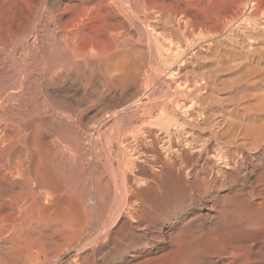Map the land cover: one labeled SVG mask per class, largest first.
I'll list each match as a JSON object with an SVG mask.
<instances>
[{"label": "rangeland", "instance_id": "374dc122", "mask_svg": "<svg viewBox=\"0 0 264 264\" xmlns=\"http://www.w3.org/2000/svg\"><path fill=\"white\" fill-rule=\"evenodd\" d=\"M131 1L0 0V264H264L263 217L226 232L236 208L264 204V0ZM117 51L129 60L111 77ZM140 56L157 60L139 87ZM170 74L181 89L209 81L199 122H188L191 98L176 110ZM177 124L175 165L162 138L155 165L135 162L139 127L156 136ZM235 231L237 253L215 244Z\"/></svg>", "mask_w": 264, "mask_h": 264}, {"label": "bare ground", "instance_id": "6f19581e", "mask_svg": "<svg viewBox=\"0 0 264 264\" xmlns=\"http://www.w3.org/2000/svg\"><path fill=\"white\" fill-rule=\"evenodd\" d=\"M116 1V0H115ZM122 1H124L125 2V0H122ZM128 1V0H127ZM112 2V1H111ZM132 2H134V0H132L131 1V3ZM125 3H127V2H125ZM140 3V2H139ZM139 3L138 2H136V3H134V5L137 7V9L139 8V9H141V4L139 5ZM137 4V5H136ZM112 5H113V3H112ZM129 5V4H128ZM132 5H133V3H132ZM143 5H145L144 3H143ZM124 6H125V4H124ZM147 6V5H146ZM144 7V6H143ZM143 7H142V9H143ZM124 8V7H123ZM128 8V7H127ZM133 8H135L134 6H133ZM132 8V9H133ZM146 8V7H145ZM136 9V8H135ZM136 9V10H137ZM147 9V8H146ZM148 10V9H147ZM128 11H131L130 9L128 10ZM134 11V10H133ZM140 11V10H139ZM138 11V12H139ZM132 12V11H131ZM130 12V13H131ZM137 11H136V15L138 16V14L140 13H138ZM133 14V13H132ZM134 14H135V11H134ZM133 14V15H134ZM152 14V13H151ZM150 15V14H149ZM139 16H140V14H139ZM151 16V15H150ZM141 17V16H140ZM146 17V16H145ZM149 18V17H148ZM173 18V17H172ZM136 19V18H135ZM149 20V19H148ZM156 21V20H155ZM138 22H140V18H139V20H138ZM137 22V23H138ZM143 21H141L140 22V24H141V26L143 25V23H142ZM149 22H150V20H149ZM157 22V21H156ZM155 22V23H156ZM202 22V21H201ZM59 23V22H58ZM145 23H146V20H145ZM149 24V23H148ZM147 24V25H148ZM145 25V28L146 27H150V26H146V24H144ZM143 25V26H144ZM152 25V24H151ZM141 26H139V27H141ZM142 26V28H144ZM153 26V25H152ZM156 27V26H155ZM155 27H154V29H155ZM142 28H140V29H142ZM148 29H150V28H148ZM157 29V28H156ZM144 30V29H143ZM147 30V29H146ZM176 30V29H175ZM142 31V30H141ZM153 31H155V30H153ZM181 31V30H180ZM146 32V31H145ZM148 33V32H147ZM154 33V32H153ZM157 33V32H156ZM159 33V32H158ZM149 35H151V32H150V34H148V36ZM156 35V34H155ZM154 35V36H155ZM152 36V35H151ZM159 36V35H158ZM161 36V35H160ZM146 38H147V36H145ZM157 37V36H156ZM156 37H154L155 39H156ZM154 38H152L153 40L152 41H154L155 39ZM160 38V37H159ZM147 39H149V41H151L150 40V38H147ZM167 40V39H166ZM128 41V40H127ZM152 41H151V43H152ZM126 42V41H125ZM124 42V43H125ZM156 42V41H155ZM129 43V42H128ZM150 42H149V44H151ZM158 43H160V41L158 42ZM130 44V43H129ZM148 44V45H149ZM156 44H157V42H156ZM162 44V43H161ZM165 44V43H164ZM181 45H183L182 43H180ZM128 45V44H127ZM155 44H153V46H154ZM174 45V44H173ZM173 45H171V47H173ZM176 45V44H175ZM174 45V46H175ZM179 45V44H178ZM90 47L92 46L93 47V45H89ZM89 46H88V48H89ZM129 46V45H128ZM131 46V45H130ZM152 46V47H153ZM157 46V45H156ZM155 46V47H156ZM158 46H161V45H158ZM167 46H169V44L167 45ZM180 46V45H179ZM119 47V46H118ZM122 47V46H121ZM125 47V46H124ZM132 47H133V45H132ZM151 47V46H150ZM151 47V48H152ZM154 47V48H155ZM163 47H165V46H163ZM163 47H161V48H163ZM169 48V49H167V51H165L164 49V51L166 52V57H170V55H172L171 53H173V50H172V48ZM62 48V47H61ZM87 48V49H88ZM93 48H95V46L93 47ZM93 48H91V50L89 51V57L93 60V61H96V60H98L99 59V56H98V52L96 53L94 50H93ZM123 48V47H122ZM131 48V47H130ZM129 48V49H130ZM159 48V47H158ZM158 48H156V49H158ZM168 48V47H167ZM175 48V47H174ZM176 48H178V47H176ZM183 48V47H182ZM181 48V49H182ZM119 49V48H118ZM128 49V50H129ZM132 49V48H131ZM148 49H149V47H148ZM181 49L180 50H178V51H180V52H182L181 51ZM191 49V48H190ZM97 50V49H96ZM127 50V49H126ZM125 50V53H127V51ZM137 50H139V49H136V51ZM144 50H146V49H144ZM150 50V49H149ZM148 50V51H149ZM163 50H160L159 49V51L160 52H162ZM185 50V49H184ZM88 51V50H87ZM123 51V50H122ZM121 51V52H122ZM130 51H132V50H130ZM136 51L134 50V52L136 53ZM142 51L143 50H141L140 51V53H141V55H143L144 54V52H143V54H142ZM147 50H146V52L145 53H147L148 52ZM164 51H163V53H164ZM119 51H117V52H115V53H113L112 55H114V54H116V57L117 56H119V57H113V56H111L112 57V59H107V61L104 59L103 61L105 62L106 61V63H105V69H104V71H105V73L108 75V76H111V77H113L112 75L114 74V73H116V71H119V69L122 67V64H124L126 61H125V59H126V57H127V59H128V56H129V53L128 54H123V52L121 53H118ZM133 52V51H132ZM131 52V53H132ZM155 52V51H154ZM176 52H177V50H176ZM179 52V53H180ZM183 52H185V51H183ZM198 52V51H197ZM197 52H194L196 55H198L197 54ZM100 53V52H99ZM118 53V54H117ZM134 53V56L136 55ZM139 53V52H138ZM140 53L139 54H137V55H140ZM152 53H153V51H152ZM157 53H158V55H157ZM178 52H177V54H179ZM111 54V53H110ZM150 54V53H149ZM154 54V53H153ZM176 54V55H177ZM184 54H186V53H184ZM183 54V55H184ZM100 55H103V54H100ZM107 55V54H106ZM106 55H104V57H106ZM109 55V54H108ZM133 55V54H132ZM145 55V54H144ZM147 55V54H146ZM174 55V54H173ZM175 55V56H176ZM183 55H182V57H183ZM195 55V56H196ZM115 56V55H114ZM131 56V55H130ZM151 56H154V55H152L151 54ZM162 55H161V53H159V52H157L156 51V57L158 58V60L159 59H161L162 57H161ZM86 57V56H85ZM103 57V56H102ZM111 57H109V58H111ZM137 58H139V56H136ZM141 57V56H140ZM143 57V56H142ZM142 57L140 58V60L139 61H141V64L139 63V62H137V64L139 63L140 64V67H139V65H138V68H137V64H136V68L138 69L137 71H136V74H134L132 77H133V81H134V84H136L137 86H139L140 87V84H141V82H143L142 81V79L143 78H145V76L147 77V73H148V71H149V69L148 68H155L156 66H154L156 63H154L156 60L155 59H153L154 57H151L153 60H154V62L152 61V60H150V61H148V63H147V60H149V58H147V60H146V58L145 57H143L144 59H142ZM165 57V56H164ZM179 57V56H178ZM177 57V59H179ZM64 58V57H63ZM107 58V57H106ZM113 58H116V59H114L113 60ZM132 58V56L130 57V59ZM181 58V57H180ZM185 57H183V59H184ZM88 59V58H87ZM164 59V58H163ZM167 59V58H166ZM170 59V58H169ZM169 59H167V60H169ZM101 60V59H100ZM129 60V59H128ZM146 62V63H144V61ZM173 60H174V58H173ZM172 60V61H173ZM176 60V59H175ZM186 60H188V59H186ZM185 60V61H186ZM55 61V60H54ZM64 61V60H63ZM177 61V60H176ZM175 61V62H176ZM181 61V60H180ZM183 61V60H182ZM182 61H181V64H183L182 63ZM190 61V60H189ZM56 62V61H55ZM128 62V61H127ZM126 62V63H127ZM153 62V63H152ZM167 62V61H166ZM171 62V61H170ZM169 61H168V64L170 63ZM184 62V61H183ZM191 62V61H190ZM189 62V63H190ZM154 64L153 66H149L150 64ZM159 63V62H158ZM157 63V65H159ZM165 63V62H164ZM179 63V60H178V62H177V64ZM55 64V63H54ZM57 64V63H56ZM151 64V65H152ZM185 64V63H184ZM183 64V65H184ZM191 65H192V63H190ZM160 65H161V63H160ZM170 66H171V64H169ZM174 65H176V64H174ZM186 65V64H185ZM184 65V66H185ZM125 66V65H124ZM123 66V67H124ZM165 66H166V64H165ZM178 66H180V65H178ZM101 67V66H100ZM188 67V66H187ZM157 68H159V67H157ZM170 67L168 66V68H167V71H168V69H169ZM177 69H178V67H176ZM180 68H181V66H180ZM179 68V69H180ZM103 69V68H102ZM170 69H172V67L170 68ZM170 69H169V71H170ZM194 69V68H193ZM192 69V70H193ZM58 70H60V69H58ZM156 70V69H155ZM158 70V72L156 71V74H158L159 73V70L160 69H157ZM183 70H184V67H183ZM168 71V72H169ZM177 71V70H176ZM181 71V70H180ZM194 71V70H193ZM193 71H191V73L193 72ZM171 72V71H170ZM174 72V71H173ZM184 72V71H183ZM179 73V72H178ZM177 73V74H178ZM187 73V72H186ZM185 73V74H186ZM188 73H190V72H188ZM194 73V72H193ZM210 73V72H209ZM208 73V74H209ZM155 74V73H154ZM176 74V75H177ZM182 75V73H179V75ZM195 74V73H194ZM211 74V73H210ZM209 74V75H210ZM171 75V82L168 84V88H169V90H172V92H173V96H174V98L175 99H177V100H175V101H177L176 102V105H175V103L173 104L174 106H175V108H176V110H180V109H184V111H185V108H186V104L188 103L189 104V102L187 101V103L185 104L184 103V99H187V98H191V108H189V109H192V110H190L188 113H189V115H188V122L190 121V122H193V123H196L197 121L199 122L200 120H201V118H202V116H201V118H200V116L198 115L199 113H200V111H199V113H198V107H197V105L199 104V103H202V102H199V101H202V100H200L201 98H205L206 96H207V94H206V96L205 97H201V96H203V95H200L201 93H199L201 90H202V85H203V83H205L206 82V84L208 85V82L207 81H204V82H201L202 83V85H199L198 84V82H196V83H194L192 80H194L192 77H191V75L192 74H190V77H191V81L193 82V83H190L189 84V86L186 88L185 87V84H184V87L186 88V89H181V88H179V87H177L178 86V84H177V81L179 80V77H178V80L177 81H175V80H172V74H170ZM196 75V74H195ZM212 75V74H211ZM210 75V76H211ZM168 77H169V74L167 75ZM193 76V75H192ZM143 77V78H142ZM186 77V76H185ZM201 77V76H200ZM187 79L186 80H188V76L186 77ZM195 78V77H194ZM198 78V77H197ZM216 78V77H215ZM174 79V78H173ZM176 79V78H175ZM246 79V78H245ZM195 80H196V78H195ZM198 80V79H197ZM200 81L202 80V78H200L199 79ZM210 80V79H209ZM162 81V80H161ZM210 82H213V80L212 81H210ZM164 83H166L165 81H164ZM184 83V82H183ZM214 83V82H213ZM215 83H216V80H215ZM222 83V82H221ZM225 83H227V82H225ZM232 83V82H231ZM231 83L229 84V85H231ZM180 84H182V82L180 83ZM206 84H205V86H206ZM212 84V83H211ZM165 85V84H164ZM186 85H188V84H186ZM142 86H143V84H142ZM142 86H141V90H143L142 89ZM216 86V85H215ZM214 86V87H215ZM211 87V86H210ZM213 87V86H212ZM217 87H218V85H217ZM220 87H222L221 85H220ZM145 88V87H144ZM167 88V89H168ZM228 88V87H227ZM140 89V88H139ZM217 89V88H216ZM225 89H226V84H225ZM139 91V92H142V91ZM218 90H219V88H218ZM166 91H168V90H166ZM165 91V92H166ZM204 91H205V89H204ZM211 91V90H210ZM163 92H164V90H163ZM163 92H161V93H163ZM208 92V91H207ZM207 92H205V93H207ZM213 92V91H212ZM211 92V93H212ZM217 92V91H216ZM221 92V91H220ZM219 92V93H220ZM160 93V94H161ZM199 93V94H198ZM172 94V93H171ZM203 94V93H202ZM215 94L216 93H214L213 92V94H211V95H214V97H215ZM164 95V94H163ZM205 95V94H204ZM208 95H209V93H208ZM217 95V94H216ZM160 96V98L162 97L161 95H159ZM141 97V96H140ZM170 95H169V93H166L165 95H164V97H163V99H170ZM210 97V96H209ZM213 97V96H212ZM211 97V98H212ZM214 97H213V99H214ZM158 98V97H157ZM211 98H210V100H211ZM218 98V97H217ZM156 99V98H155ZM162 99V100H163ZM171 99H172V97H171ZM206 99V98H205ZM209 98H207V100H208ZM212 99V100H213ZM140 100V99H139ZM165 100L163 101V102H165ZM207 100H206V102H207ZM215 100V99H214ZM217 100V99H216ZM155 101V100H154ZM204 101V100H203ZM205 102V103H206ZM208 102H210V101H208ZM156 103V102H155ZM169 103H171V102H169ZM204 103V102H203ZM202 103V104H203ZM212 103H213V101H212ZM172 104V103H171ZM207 105H209V103H206ZM201 105V104H200ZM200 105H198L199 107H200ZM207 105H205V106H207ZM211 105V107L213 106L212 104H210ZM263 105V104H262ZM132 106V105H131ZM168 106V105H167ZM166 106V107H167ZM173 106V107H174ZM187 106H189V105H187ZM204 106V107H205ZM202 107H203V105H202ZM203 107V108H204ZM123 109V108H122ZM154 110V109H153ZM174 110V109H173ZM200 110V109H199ZM204 109H202V111H203ZM206 110V109H205ZM175 111V110H174ZM182 111V110H181ZM184 111H182V114L184 113ZM202 111H201V113H202ZM177 112V111H176ZM175 112V113H176ZM179 112V111H178ZM204 112H206V111H204ZM115 113V112H114ZM180 113V112H179ZM187 113V112H186ZM185 114V113H184ZM184 114H183V117H184ZM175 115V114H174ZM185 115H187V114H185ZM187 117V116H186ZM181 119H183V118H181ZM210 119V118H209ZM205 123H208V122H205ZM204 123V124H205ZM210 124V123H209ZM232 124V123H231ZM240 124V123H239ZM244 124V123H243ZM249 124V123H248ZM248 124L246 123V124H244V125H247L246 127H248ZM178 125V124H177ZM181 125V124H180ZM226 125V124H225ZM225 125H224V127H225ZM227 125H229V124H227ZM233 125V124H232ZM237 125V124H236ZM235 125V126H236ZM241 125V124H240ZM244 125H243V127H244ZM252 125V124H251ZM146 126V125H145ZM149 126V127H148ZM179 126V125H178ZM183 126L184 125H181V126H179L178 128H176V129H174V131H172L170 128H166V131H162V133H164V135L160 132H158L160 135L158 136V133H157V135L155 136V135H153L152 134V131H153V129L151 128V126L150 125H147L146 127H144V125H143V127H139V134H138V137H136V140L135 139H133L134 141H135V144H134V147H132L131 148V156H135V158H136V160H135V162L136 163H141V161H149V160H147V158L149 159H153L152 160V162H153V164L155 165V162H157L158 161V159H159V155L157 154V152H158V150L156 149V148H154V147H156L157 146V144L155 145V138H158V139H160V138H162V148L161 149H164L165 150V153L164 154H166L165 155V159H163V160H166V162L168 163V164H172V165H175L176 164V160H175V158H174V156L179 160V155L180 156H182L179 152H180V146L181 145H183L182 144V139H181V136H183L184 134H186L185 132L186 131H184V129L185 128H183ZM191 126V125H190ZM195 126V125H194ZM223 126V125H222ZM234 126V125H233ZM239 126V125H238ZM237 126V127H238ZM185 127V126H184ZM227 127V126H226ZM225 127V128H226ZM240 127H242V125L240 126ZM239 127V128H240ZM242 127V128H243ZM252 127H254V125L252 126ZM200 128V127H199ZM218 128V127H217ZM219 128H220V126H219ZM218 128V129H219ZM232 128V126H230V129ZM233 128H235V127H233ZM251 127H250V124H249V129H250ZM173 129V128H172ZM260 129V128H259ZM258 129V131L259 132H261L260 130ZM138 130H137V133H138ZM220 130H222L221 128H220ZM224 130V129H223ZM227 129H225V131H226ZM238 130H240L241 132H239V134L240 133H242V130L241 129H238ZM245 130V129H244ZM257 130V129H256ZM255 130V131H256ZM236 131V130H235ZM254 131V132H255ZM218 132H220L219 130H218ZM222 132V131H221ZM229 132H231V130H228V132H226V134L227 133H229ZM216 133V132H215ZM232 133H233V131H232ZM235 133V132H234ZM238 133V132H237ZM247 133V132H246ZM188 134V133H187ZM236 134V133H235ZM161 135H163L164 137H160ZM189 135H190V133H189ZM249 135H250V133H249ZM194 136V135H193ZM222 136H226L225 135V133L223 132V134L221 133L220 135L218 134V136L216 137V139L218 140V142H219V140H221L220 138H222ZM240 136V135H239ZM242 136L244 137V134H242ZM242 136H240V137H242ZM185 137V140L187 141V139H186V137L187 136H184ZM214 137H215V134H214ZM227 137V136H226ZM225 137V139H226V141H227V139H228V141H229V138L231 137V136H229L228 135V138H226ZM232 137L233 138H235V136H234V134H232ZM236 137L237 138H239L238 136H237V134H236ZM248 137V136H247ZM126 138H127V136H126ZM183 138V137H182ZM190 138H192V137H190ZM233 138H231V139H233ZM237 138H235V139H237ZM224 139V140H225ZM157 140V139H156ZM175 140V143H173V141ZM223 140V139H222ZM243 140H244V138H243ZM126 141H129L128 139L126 140ZM130 141H132V138H131V140ZM129 141V142H130ZM161 141V140H160ZM231 141V140H230ZM234 141V140H233ZM133 142V141H132ZM158 142V141H157ZM224 142V141H223ZM122 143V142H121ZM188 143H190V141L188 142ZM221 143V142H220ZM229 143V142H228ZM123 144H126V142L125 143H123ZM128 144V143H127ZM132 144V145H133ZM193 144V143H192ZM219 144V143H218ZM225 144V143H224ZM131 145V146H132ZM155 145V146H154ZM160 145H161V142H160ZM159 144H158V146L157 147H159L160 146ZM175 145L176 146H178V147H175ZM227 145V144H226ZM123 145H120V147H122ZM127 146H129V147H131L129 144L127 145ZM184 146V145H183ZM188 146H190L189 144H188ZM203 146V145H202ZM202 146H198V147H202ZM228 146V145H227ZM126 147V146H125ZM191 147V146H190ZM190 147H188L189 149H191ZM204 147V146H203ZM202 147V148H203ZM218 147V146H217ZM221 147V146H220ZM183 148V147H182ZM185 148V147H184ZM187 148V147H186ZM208 148V147H207ZM206 148V149H207ZM155 149L157 150V152L155 151ZM196 149V148H195ZM201 149V148H200ZM205 149V150H206ZM217 149H219V150H217L218 152L219 151H221L220 150V148H217ZM222 149V148H221ZM191 150H194V149H191ZM126 151V150H125ZM216 151V152H217ZM223 151V150H222ZM128 152V151H127ZM161 152H162V150H161ZM206 152V151H205ZM217 152V153H218ZM125 153V152H124ZM160 153V152H159ZM221 152H219V154H220ZM129 154V153H128ZM224 154V153H223ZM222 154V155H223ZM221 155V154H220ZM220 155L219 156H216V159H217V157H220ZM213 157V156H212ZM222 157V156H221ZM214 158H215V154H214ZM181 159V158H180ZM218 160H221L220 158H218ZM143 162V163H144ZM218 162V161H217ZM222 162V161H221ZM178 163V162H177ZM180 163H182V162H180L179 161V165H180ZM184 163V162H183ZM133 164V163H132ZM131 166V165H130ZM180 166H182V165H180ZM134 167V166H133ZM168 167V166H167ZM135 168V167H134ZM159 170V169H158ZM199 174H200V172H197V174H196V177H198L199 176ZM181 199H182V197H181ZM180 199V200H181ZM233 218H229L230 219V221H228L227 223H226V228H227V230H226V232H228V231H231V230H233L234 228H236V227H239V226H241V225H243L244 223H246L251 217H257V216H259V217H263L264 218V204L263 205H261L259 208H257V209H251L250 207H239V208H236V212H234L233 213ZM250 217V218H249ZM262 227H261V229L258 231V238H256L258 241H260L261 243L260 244H262L263 246H264V223H263V225H261ZM225 229V228H224ZM229 237H226V236H224V235H220V237L218 238L217 237V239H215V244L218 242V244H220L221 246H222V248H223V250H225V251H229V250H231L232 252L234 251V252H238L239 250H241L242 248H244V240H243V238L239 235V233H237V231H235L234 232V234L233 235H231V233H229V235H228ZM253 240V239H252ZM251 240V241H252ZM261 246V245H260ZM260 246H259V248H260ZM247 250H248V253H249V256L252 254V252L247 248ZM236 252V253H237ZM260 254L258 253V256H259ZM252 256H253V254H252ZM251 257V256H250ZM249 259V258H248ZM236 260V259H235ZM234 260V261H235ZM240 260V259H239ZM241 261H242V259H241ZM240 261V262H241ZM263 261V260H262ZM239 262V263H240ZM250 262V261H249ZM233 263H236V262H233ZM238 263V264H239ZM263 263V262H262ZM240 264H249L248 263V261L247 262H243V263H240ZM258 264H261V263H258Z\"/></svg>", "mask_w": 264, "mask_h": 264}]
</instances>
